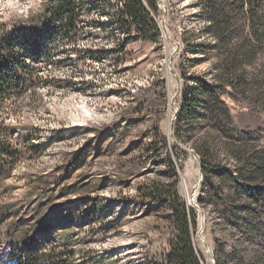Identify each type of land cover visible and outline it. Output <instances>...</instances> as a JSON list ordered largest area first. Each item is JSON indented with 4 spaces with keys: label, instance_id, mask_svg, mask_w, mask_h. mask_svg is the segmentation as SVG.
I'll return each instance as SVG.
<instances>
[{
    "label": "rangeland",
    "instance_id": "374dc122",
    "mask_svg": "<svg viewBox=\"0 0 264 264\" xmlns=\"http://www.w3.org/2000/svg\"><path fill=\"white\" fill-rule=\"evenodd\" d=\"M49 1L0 0V13L14 9L0 34L38 20ZM118 1L84 0L76 43L43 38L56 62L1 109L14 113L12 140L34 147L0 178V264L51 251L66 264H162L175 224L168 197L147 202L153 184L194 210L202 264H264V196L249 197L264 187V4L254 27L232 25L215 47L194 0H155L142 34L121 31ZM185 40L206 43L203 60ZM229 50L238 82L223 70ZM217 75L226 113L211 120L195 106L180 120L187 85Z\"/></svg>",
    "mask_w": 264,
    "mask_h": 264
},
{
    "label": "trees",
    "instance_id": "16d2710c",
    "mask_svg": "<svg viewBox=\"0 0 264 264\" xmlns=\"http://www.w3.org/2000/svg\"><path fill=\"white\" fill-rule=\"evenodd\" d=\"M118 2L120 8L117 6L118 11L115 18L123 32L135 30L142 34L149 24L147 9L154 12L158 10L155 0H119ZM263 4L264 0H194L195 8L207 24L206 29L215 40V47L230 37L232 31L227 32L232 25L238 22L244 24L249 20L253 24L251 26L254 27V18ZM83 5L84 0H50L38 15V20H33L25 27L3 30L0 34V178H7L17 163L26 160L22 152L23 148L32 149L34 147L31 137H24L17 142L12 140L14 128L6 124L5 120L14 113L13 111L3 112L1 109L8 101L19 97L30 86L38 83L40 78L37 69L40 68L39 66L52 65L56 62L53 54L45 53L43 38L53 41L55 37V39L59 38L71 44L76 43L81 30L78 24L81 22L80 9ZM246 8L249 10L246 11ZM184 45H186L185 51L202 55L198 58L199 61L204 59L206 54L202 47L206 46V43L193 46L185 40ZM21 51H24V55H21ZM237 51L239 50L234 52ZM232 54V50H229L228 55L233 56V59L228 60L227 58V61H224L223 64L226 65L223 70L227 74L232 72L234 79L238 82L235 75V57ZM222 82L220 75H217L214 85L209 86L205 83L198 86L187 85L182 99V110L179 113L180 120L186 117L196 118L195 106H201L205 117L219 120V114L226 113V107L214 89L221 87ZM229 84L232 87L235 86L232 81ZM176 126L174 130L176 136H179ZM199 151L201 171L208 174L214 156L210 149H206V146ZM143 191L144 189H141L139 193ZM144 192L148 203L159 204L166 197L171 202L175 234L168 244L169 250L163 255L162 264H202L201 255L194 244V231L197 224L194 210L188 209L177 191L173 189L167 196L164 195L166 192L164 187L153 184ZM249 195L250 198L260 199L264 196V187L254 189V193H249ZM90 208L92 209L93 205ZM44 231L45 229L41 232ZM17 252L20 251L13 250V256H17L14 255ZM58 258L53 255L52 251L40 255L35 254L27 259L19 254L15 264H66L64 260Z\"/></svg>",
    "mask_w": 264,
    "mask_h": 264
},
{
    "label": "clouds",
    "instance_id": "9594fccd",
    "mask_svg": "<svg viewBox=\"0 0 264 264\" xmlns=\"http://www.w3.org/2000/svg\"><path fill=\"white\" fill-rule=\"evenodd\" d=\"M4 7L5 11L3 13H0V17H2V19H0V22H7L8 20L12 19L14 15V9L8 8L7 5H5Z\"/></svg>",
    "mask_w": 264,
    "mask_h": 264
},
{
    "label": "water",
    "instance_id": "95a60500",
    "mask_svg": "<svg viewBox=\"0 0 264 264\" xmlns=\"http://www.w3.org/2000/svg\"><path fill=\"white\" fill-rule=\"evenodd\" d=\"M198 165H199V171H200V173H201V166H200L199 162H198Z\"/></svg>",
    "mask_w": 264,
    "mask_h": 264
}]
</instances>
